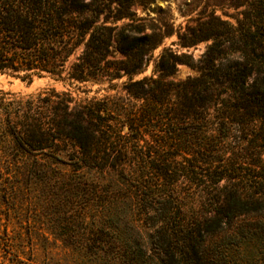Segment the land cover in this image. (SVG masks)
Segmentation results:
<instances>
[{
  "label": "trees",
  "instance_id": "16d2710c",
  "mask_svg": "<svg viewBox=\"0 0 264 264\" xmlns=\"http://www.w3.org/2000/svg\"><path fill=\"white\" fill-rule=\"evenodd\" d=\"M154 1L0 0V73L28 81L45 76L71 82L133 79L169 35L176 34L183 47L212 41L197 60L164 49L155 64L157 75L132 81L142 90L136 96L146 102L139 112L125 113V119L111 117L122 114L116 110L124 106L116 104L114 110L106 98L78 101L54 88L37 94L0 89V174L3 168L47 177L55 172L49 159L61 156L58 164L74 173L120 172L139 183L154 177L159 183L150 186L159 192L139 190L129 199L142 208L144 219L159 224V259L206 264L200 245L207 232L226 218L264 209V0H206L195 23L176 29L170 23L148 24L135 9L146 10ZM226 5L238 9L237 15L223 13L234 21L217 13ZM181 63L198 74L168 79ZM167 114L169 126L183 123L179 118L184 116L196 118L194 128L200 133L203 126L204 135L188 147L152 146L148 155L131 145L141 137L125 140L133 124L144 132ZM254 155L258 161H246ZM181 178L196 187L208 210L184 205L177 189ZM106 194L99 198L109 213L114 199ZM114 244L113 254L126 264L124 244Z\"/></svg>",
  "mask_w": 264,
  "mask_h": 264
},
{
  "label": "rangeland",
  "instance_id": "374dc122",
  "mask_svg": "<svg viewBox=\"0 0 264 264\" xmlns=\"http://www.w3.org/2000/svg\"><path fill=\"white\" fill-rule=\"evenodd\" d=\"M206 0H155L144 10L135 6L139 15L146 17L148 24L170 23L175 27H185L198 19L205 8ZM218 14L230 21L228 15H237L238 9L227 5L217 9ZM124 21H120L122 24ZM211 40L199 42L190 47L181 46L176 34L164 38L163 42L150 53L144 70L121 78L90 79L88 81L59 80L49 76L35 77L32 81L0 73V89L17 93H35L44 88L68 91L78 101L92 97L110 100L111 107L123 105L122 114L114 113L115 119H125V113L139 112L145 99L141 88L131 84L144 77L156 76L155 64L164 49L171 48L177 53H186L199 59ZM120 57L121 54L117 53ZM198 74V70L188 64H178L176 73L168 77L174 81L185 80ZM129 91H132L131 94ZM176 97H173V100ZM194 117H182L183 123L169 126L171 116L156 119L144 132L132 125L133 133L125 140L133 149L142 150L147 155L152 146L163 144L188 147L197 142L196 136L204 135V127L194 128ZM202 118L198 119L201 121ZM176 130H171V128ZM181 128V129H180ZM180 129V130H179ZM128 130L125 126L123 133ZM118 135L117 140H121ZM61 147H65L62 145ZM151 147V148H150ZM72 149V148H69ZM182 153L180 150H171ZM133 161L136 156H129ZM264 159V152L261 154ZM61 156L49 159L55 172L51 175L33 176L4 172L0 174V264H125L113 254L114 243H122L126 251V264H164L159 259V224L141 216L136 201L129 197L137 191H158L150 183L159 181L154 177L145 178L142 183L126 173L101 174L95 170L74 173L71 166L58 164ZM64 159V157H63ZM178 160L185 158L178 156ZM246 160V158H245ZM254 155L246 161H258ZM179 193L184 195L183 203L189 210H208L196 192V187L188 179L179 180ZM110 194L114 205L105 212V201L99 196ZM106 199V197H104ZM109 205V204H108ZM110 209L109 206H107ZM115 214V216H114ZM106 215V216H105ZM111 216L108 218V216ZM152 215V214H151ZM143 220H140L142 219ZM166 228V227H165ZM190 228L187 227V229ZM174 234L173 228H166ZM108 247L103 246L104 244ZM104 249V250H103ZM200 249L206 264H264V209L239 214L225 219L206 233ZM167 264V263H166Z\"/></svg>",
  "mask_w": 264,
  "mask_h": 264
}]
</instances>
